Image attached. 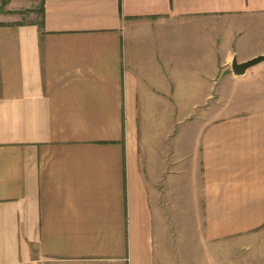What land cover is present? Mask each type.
I'll return each instance as SVG.
<instances>
[{
	"label": "crops",
	"instance_id": "crops-1",
	"mask_svg": "<svg viewBox=\"0 0 264 264\" xmlns=\"http://www.w3.org/2000/svg\"><path fill=\"white\" fill-rule=\"evenodd\" d=\"M10 1L0 264H264V61L230 69L264 53V0ZM228 80L253 106L222 114ZM183 205L203 253L179 246Z\"/></svg>",
	"mask_w": 264,
	"mask_h": 264
},
{
	"label": "rangeland",
	"instance_id": "rangeland-1",
	"mask_svg": "<svg viewBox=\"0 0 264 264\" xmlns=\"http://www.w3.org/2000/svg\"><path fill=\"white\" fill-rule=\"evenodd\" d=\"M6 2V0H0V2ZM36 1V0H35ZM3 2V3H4ZM11 6H30L33 5L34 0H11L10 1ZM1 4V3H0ZM6 7L5 3L2 4L0 6V11L4 10ZM227 80V74H220L219 76V80H218V84L220 85V87L222 86L221 84L224 83ZM229 82V80H228ZM244 81L240 82L243 83ZM237 84V83H233V82H229L228 85V89L227 92L224 93V95L222 94V96L217 97L218 99H221V103L224 104L223 110H222V114L225 115H230L234 112L238 111H242L241 109L246 108L245 106H253V97H252V93L248 91L247 87H243L244 84ZM216 91H219V87L216 89ZM215 97V96H214ZM213 97V99L215 100V98ZM221 107L220 106H216L213 107L214 109L211 110L210 113L214 114L215 111L214 110H219ZM244 111V110H243ZM193 132L191 131L190 128L187 127H183L181 128V136H182V140H184V143H182L184 150L186 151V153H188L189 151V143H190V137H192ZM188 155V154H187ZM190 162L185 161L182 163V168L187 169L184 173L181 174V187L183 188L185 186L184 193L187 194V186L189 184V177L190 176V172L189 169L190 167L188 166ZM181 168V169H182ZM196 216V217H195ZM178 220H180V222L176 223L175 229L176 231H179L180 233V247L184 248V247H189V244L192 245L193 247L196 248V250L198 251V253H203L204 249H205V244L204 241L201 242V239L199 238V235H195L194 238V232L197 231L199 232L202 227V223H201V208H194V207H190L188 208L187 206L183 205L180 207V215L177 217ZM261 230H264V228L262 227ZM192 236L193 240L192 242H187L189 241V238ZM264 239V238H263ZM178 241V240H177ZM258 242H264V240H258ZM208 247V246H207ZM183 256H181L182 258Z\"/></svg>",
	"mask_w": 264,
	"mask_h": 264
},
{
	"label": "water",
	"instance_id": "water-1",
	"mask_svg": "<svg viewBox=\"0 0 264 264\" xmlns=\"http://www.w3.org/2000/svg\"><path fill=\"white\" fill-rule=\"evenodd\" d=\"M235 57L236 56H233L230 62V69L234 75H243L246 72L245 70L264 61V53L250 57L249 59L241 62H238Z\"/></svg>",
	"mask_w": 264,
	"mask_h": 264
},
{
	"label": "built area",
	"instance_id": "built-area-1",
	"mask_svg": "<svg viewBox=\"0 0 264 264\" xmlns=\"http://www.w3.org/2000/svg\"><path fill=\"white\" fill-rule=\"evenodd\" d=\"M34 264H49L45 259L39 258L34 261Z\"/></svg>",
	"mask_w": 264,
	"mask_h": 264
},
{
	"label": "trees",
	"instance_id": "trees-1",
	"mask_svg": "<svg viewBox=\"0 0 264 264\" xmlns=\"http://www.w3.org/2000/svg\"><path fill=\"white\" fill-rule=\"evenodd\" d=\"M2 2H4V1H2Z\"/></svg>",
	"mask_w": 264,
	"mask_h": 264
}]
</instances>
